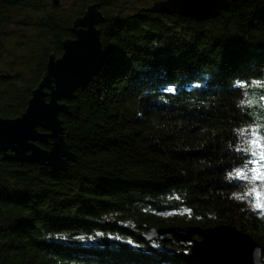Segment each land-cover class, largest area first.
<instances>
[{
    "label": "trees",
    "instance_id": "trees-1",
    "mask_svg": "<svg viewBox=\"0 0 264 264\" xmlns=\"http://www.w3.org/2000/svg\"><path fill=\"white\" fill-rule=\"evenodd\" d=\"M158 1L72 0L66 10L53 0H0L3 118L26 111L49 58L63 55L93 4L109 53L60 115L76 154L66 171L0 153V264H189L179 255L189 246L146 235L218 225L251 235L264 259V210L254 206L264 207V172L255 171L257 193L235 177L255 160L242 146L246 129L258 128L264 151V0H229L204 22L143 11Z\"/></svg>",
    "mask_w": 264,
    "mask_h": 264
},
{
    "label": "water",
    "instance_id": "water-1",
    "mask_svg": "<svg viewBox=\"0 0 264 264\" xmlns=\"http://www.w3.org/2000/svg\"><path fill=\"white\" fill-rule=\"evenodd\" d=\"M57 4V1L54 0ZM229 0H162L143 11L180 15L198 22L214 19L226 10ZM105 20L98 6L88 7L76 19L74 39L63 43L60 58L51 56L42 82L32 93L26 111L18 118L0 116V153L4 160L36 163L55 171H66L76 160V154L64 139L61 114H69L68 101L85 89L109 60L102 47L98 25ZM52 140L50 149L39 143ZM198 236L199 238H196ZM148 240L175 238L184 249L180 257L189 264H264L262 247L241 230L218 225L200 227H170L152 229Z\"/></svg>",
    "mask_w": 264,
    "mask_h": 264
},
{
    "label": "rangeland",
    "instance_id": "rangeland-1",
    "mask_svg": "<svg viewBox=\"0 0 264 264\" xmlns=\"http://www.w3.org/2000/svg\"><path fill=\"white\" fill-rule=\"evenodd\" d=\"M51 1V0H50ZM54 1V0H53ZM57 4L56 6H61L64 7V9L69 10L70 6H71V2L67 1V0H56ZM75 1V0H74ZM128 5V4H127ZM126 6V5H125ZM126 8H124L125 10ZM126 12L128 13L129 10H126ZM13 28H15L14 30H12ZM15 31H21V37L25 34H29L31 32L30 29H19V27H13L10 26L9 30H6L7 33H12ZM5 34V33H4ZM7 49V48H6ZM5 50V49H4ZM10 50V47H9ZM22 54H19L17 52H14V56L13 55H8V57H15V58H19L21 57ZM13 59L8 58V63H12ZM1 73H8L7 69H3L1 71ZM242 146L243 149L247 152H249L253 157H255L254 162L252 164L248 163V165L243 166V168H239L236 170L235 172V177L238 178V173H242V175L239 178L242 179H247L250 181L251 187H250V191L256 190V193L262 188V186L260 185L259 179L262 176H259L258 174H263L264 172V156L261 154V151L264 153L263 151V145L260 141V135H259V130L257 127H252L250 129H246L244 131V138L242 140ZM257 149H258V157H257ZM260 153V155H259ZM253 165L254 170L252 169V173L250 175H248V170L250 169V167ZM250 166V167H248ZM258 173H256V172ZM255 208L260 209V210H264V207H259L258 204L254 203Z\"/></svg>",
    "mask_w": 264,
    "mask_h": 264
},
{
    "label": "snow or ice",
    "instance_id": "snow-or-ice-1",
    "mask_svg": "<svg viewBox=\"0 0 264 264\" xmlns=\"http://www.w3.org/2000/svg\"><path fill=\"white\" fill-rule=\"evenodd\" d=\"M177 87L174 86H166L163 91L167 92L170 95H175L177 92ZM237 151H240L239 149H237ZM238 178L242 175V173H238ZM97 235H103V233H97ZM78 239H83V237H78ZM129 243H132L131 241H129Z\"/></svg>",
    "mask_w": 264,
    "mask_h": 264
},
{
    "label": "built area",
    "instance_id": "built-area-1",
    "mask_svg": "<svg viewBox=\"0 0 264 264\" xmlns=\"http://www.w3.org/2000/svg\"><path fill=\"white\" fill-rule=\"evenodd\" d=\"M258 199H259V198H258ZM262 199H264V198H261V200H262ZM260 206H263V204H262V203H260Z\"/></svg>",
    "mask_w": 264,
    "mask_h": 264
}]
</instances>
